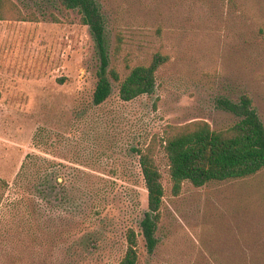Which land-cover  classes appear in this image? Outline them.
Here are the masks:
<instances>
[{
	"label": "rangeland",
	"instance_id": "374dc122",
	"mask_svg": "<svg viewBox=\"0 0 264 264\" xmlns=\"http://www.w3.org/2000/svg\"><path fill=\"white\" fill-rule=\"evenodd\" d=\"M98 3L108 69L122 79L167 57L150 95L122 102L112 81L93 105L99 62L79 13L57 0H0V264H116L125 230L138 232L147 210L134 148L167 126H232L238 117L220 99L247 96L264 125V0ZM155 163L164 189L157 246L149 254L139 236L137 264H264V169L184 182L175 196L160 148Z\"/></svg>",
	"mask_w": 264,
	"mask_h": 264
},
{
	"label": "trees",
	"instance_id": "16d2710c",
	"mask_svg": "<svg viewBox=\"0 0 264 264\" xmlns=\"http://www.w3.org/2000/svg\"><path fill=\"white\" fill-rule=\"evenodd\" d=\"M57 2L66 10H76L80 15L79 24L89 29L99 62L92 94L93 105H101L109 97L112 81L118 83V98L122 102H131L153 92L156 72L167 61L166 56L156 54L147 65L130 67L126 76L121 79L113 68L108 69L105 17L98 0ZM217 105L237 116L238 121L219 131L212 130L204 121L167 126L157 139L154 137L146 146L134 148L146 191L147 210L139 221L138 232L131 227L125 230V250L116 264H137L139 236L143 238L149 254L157 246L155 234L161 219L160 209L164 197L161 174L155 163L158 148L168 161L171 193L175 196L180 193L184 182L198 188L213 181L248 178L264 169V125L250 99L245 95L237 103L220 99ZM26 160L32 161V156L27 155ZM25 167L26 163L22 165L21 171ZM22 174L21 172L16 176L13 186L18 183L17 179H22ZM40 178L42 198L50 202L49 195L54 190L52 176L44 175ZM3 184L7 185L5 182ZM61 200L63 199L59 201Z\"/></svg>",
	"mask_w": 264,
	"mask_h": 264
}]
</instances>
